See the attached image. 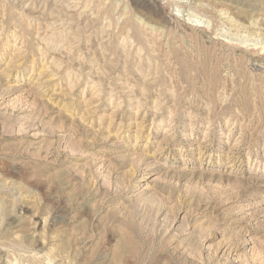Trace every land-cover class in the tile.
Wrapping results in <instances>:
<instances>
[{
    "label": "rangeland",
    "instance_id": "374dc122",
    "mask_svg": "<svg viewBox=\"0 0 264 264\" xmlns=\"http://www.w3.org/2000/svg\"><path fill=\"white\" fill-rule=\"evenodd\" d=\"M61 263L264 264V0H0V264Z\"/></svg>",
    "mask_w": 264,
    "mask_h": 264
},
{
    "label": "bare ground",
    "instance_id": "6f19581e",
    "mask_svg": "<svg viewBox=\"0 0 264 264\" xmlns=\"http://www.w3.org/2000/svg\"><path fill=\"white\" fill-rule=\"evenodd\" d=\"M62 35H64V34L62 33ZM16 41H17V40H16ZM20 50H21V49H20ZM20 50H17V51H20ZM17 51H16V52H17ZM21 51H22V50H21ZM19 53H20V52H19ZM12 54H13V53H12ZM16 54L19 55L18 52H17ZM21 54H22V53H21ZM19 56H20V55H19ZM19 56H18V57H19ZM18 57H17V59H18ZM14 58H15V57H14ZM15 59H16V58H15ZM17 59H16V60H17ZM18 60H19V59H18ZM9 62H10V61H9ZM7 64H8V63H7ZM21 64H22V63H21ZM6 66H7V65H6ZM4 68H5V67H4ZM7 68H8V67H7ZM3 70H4V69H3ZM167 129H168V128H167ZM130 132H132V131H130ZM166 136H167V135H166ZM159 148H160V147H159ZM156 150H157V149H156ZM261 162H262V161H261Z\"/></svg>",
    "mask_w": 264,
    "mask_h": 264
},
{
    "label": "water",
    "instance_id": "95a60500",
    "mask_svg": "<svg viewBox=\"0 0 264 264\" xmlns=\"http://www.w3.org/2000/svg\"><path fill=\"white\" fill-rule=\"evenodd\" d=\"M61 264H67V263H61Z\"/></svg>",
    "mask_w": 264,
    "mask_h": 264
}]
</instances>
